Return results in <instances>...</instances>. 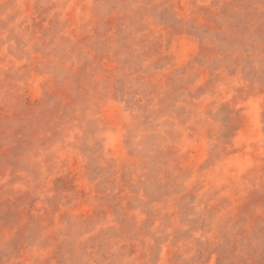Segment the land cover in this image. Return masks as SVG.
Listing matches in <instances>:
<instances>
[{
  "label": "rangeland",
  "instance_id": "obj_1",
  "mask_svg": "<svg viewBox=\"0 0 264 264\" xmlns=\"http://www.w3.org/2000/svg\"><path fill=\"white\" fill-rule=\"evenodd\" d=\"M0 264H264V0H0Z\"/></svg>",
  "mask_w": 264,
  "mask_h": 264
}]
</instances>
